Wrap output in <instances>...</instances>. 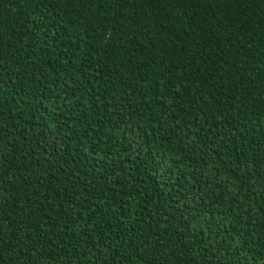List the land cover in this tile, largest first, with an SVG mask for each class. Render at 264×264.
I'll list each match as a JSON object with an SVG mask.
<instances>
[{
    "label": "trees",
    "instance_id": "16d2710c",
    "mask_svg": "<svg viewBox=\"0 0 264 264\" xmlns=\"http://www.w3.org/2000/svg\"><path fill=\"white\" fill-rule=\"evenodd\" d=\"M0 264H264V0H0Z\"/></svg>",
    "mask_w": 264,
    "mask_h": 264
}]
</instances>
